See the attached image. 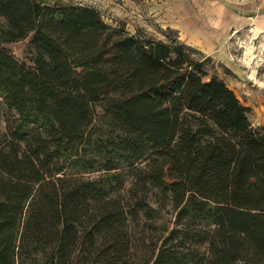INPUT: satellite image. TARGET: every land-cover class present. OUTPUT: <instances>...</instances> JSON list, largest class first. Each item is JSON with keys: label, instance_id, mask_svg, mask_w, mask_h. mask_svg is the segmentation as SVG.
Masks as SVG:
<instances>
[{"label": "trees", "instance_id": "16d2710c", "mask_svg": "<svg viewBox=\"0 0 264 264\" xmlns=\"http://www.w3.org/2000/svg\"><path fill=\"white\" fill-rule=\"evenodd\" d=\"M0 17V264H264V127L211 58L91 7Z\"/></svg>", "mask_w": 264, "mask_h": 264}, {"label": "rangeland", "instance_id": "374dc122", "mask_svg": "<svg viewBox=\"0 0 264 264\" xmlns=\"http://www.w3.org/2000/svg\"><path fill=\"white\" fill-rule=\"evenodd\" d=\"M44 1L64 6L94 8L101 13L110 27L123 26L129 34H136L138 30H142L157 39H167V36H171L170 38L173 39L178 38L180 42L200 52L203 57L212 59L213 62L208 67L209 78L217 76L224 80L243 105L250 110L249 119L253 126L255 128L264 127V39L260 38L255 45V42L252 41L254 33L251 32L250 28L247 29L237 40V48L233 45V48H231L233 53L229 52L230 65H228V61L220 58L216 51H209L210 47L200 46L196 29L198 27L201 29L213 28L211 25L212 17L217 11L219 0ZM229 1L220 0V3L227 5ZM240 5H243V3ZM0 22H2L1 17ZM203 40H206V38L203 37ZM208 41H210L209 38ZM212 41L213 39H211ZM251 46L255 48L254 55L257 53L258 57L257 59L254 57L251 66H248L244 61L245 51ZM4 47L20 62L27 64L29 67L34 66L28 40L7 44ZM253 71H256L257 79L251 78ZM2 102L0 97V103ZM6 131L7 116L3 106H0V136Z\"/></svg>", "mask_w": 264, "mask_h": 264}, {"label": "crops", "instance_id": "0c3cea01", "mask_svg": "<svg viewBox=\"0 0 264 264\" xmlns=\"http://www.w3.org/2000/svg\"><path fill=\"white\" fill-rule=\"evenodd\" d=\"M242 3L243 5H240ZM217 5V11L212 17L213 28L201 29L198 27L196 33H198L197 37L199 36L200 46L210 47L209 51H216L218 56L228 61V65H230L229 52L233 53L231 49L233 45L237 48V40L247 29L250 28L254 33L252 41L255 42V45L260 38L264 39V0H230L227 5H222L219 0ZM200 35L206 40H203ZM211 39H213L212 42ZM254 57L257 59L258 54L256 53Z\"/></svg>", "mask_w": 264, "mask_h": 264}, {"label": "bare ground", "instance_id": "6f19581e", "mask_svg": "<svg viewBox=\"0 0 264 264\" xmlns=\"http://www.w3.org/2000/svg\"><path fill=\"white\" fill-rule=\"evenodd\" d=\"M254 47L253 46H251V47H249V48H247L246 49V51H245V59H244V61H245V63L248 65V66H251V64H252V60H253V58H254ZM253 74L251 75V78L252 79H257L256 78V71H253L252 72Z\"/></svg>", "mask_w": 264, "mask_h": 264}]
</instances>
